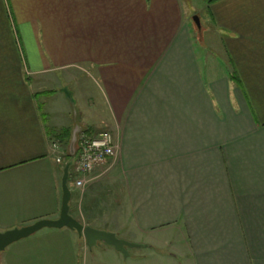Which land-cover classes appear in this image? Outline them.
I'll return each mask as SVG.
<instances>
[{
	"label": "crops",
	"instance_id": "obj_1",
	"mask_svg": "<svg viewBox=\"0 0 264 264\" xmlns=\"http://www.w3.org/2000/svg\"><path fill=\"white\" fill-rule=\"evenodd\" d=\"M205 3L192 30L182 0H0V232L58 219L72 141L108 130L118 143L111 180L84 192L72 182L70 215L140 245L124 257L44 228L0 264H80L81 253L86 264H125L171 235L187 264H264V0ZM74 71L95 81L98 101ZM59 73L84 112L67 86L53 92Z\"/></svg>",
	"mask_w": 264,
	"mask_h": 264
},
{
	"label": "rangeland",
	"instance_id": "obj_2",
	"mask_svg": "<svg viewBox=\"0 0 264 264\" xmlns=\"http://www.w3.org/2000/svg\"><path fill=\"white\" fill-rule=\"evenodd\" d=\"M182 2H183V8H184V10H185V13H186V15L187 16H189L190 18H191V22L189 23L190 24V27H191V29L193 30L194 28L193 27H197V24H196V22L193 20V18L195 17V16H198V13L201 11V10H203L204 9V7H205V5H206V3H205V0H182ZM195 12H198V13H195ZM199 17V16H198ZM200 18V17H199ZM200 22L202 23V21H201V18H200ZM197 29V28H196ZM43 34H45L44 32H43ZM204 38H205V42L206 43H209V40H211L210 39V34L209 33H205L204 34ZM217 46L216 47H213V49H214V52L217 54V56H215L216 57V59H217V61H218V65H219V67H222V65H223V63L224 64H226V62H225V59H226V57L224 56V51L220 48V46H219V44L217 43L216 44ZM44 47H45V51H46V53L48 54V55H51L50 53H49V51H48V48H47V46H46V43L44 44ZM42 49V48H41ZM46 53L44 52V55L46 56V57H48L47 55H46ZM43 55V56H44ZM52 56V55H51ZM219 58V59H218ZM226 66V65H225ZM71 74H74L75 76H77V77H82V79L80 80V81H78V83L81 85L80 86V88H81V90L82 91H84V93L88 96V97H91V98H94V100L95 101H98L99 100V96H100V94H99V90H98V88H97V85H96V83H95V81H91V79H90V77H87V75H89V74H84V73H82V72H80V71H74L73 73L72 72H70ZM57 75V78H58V80H57V83H56V87H55V91H53L56 95H59V97H60V95H62V88H64L65 86H67V88L68 89H66L67 91H64V94H67V92H69V96H70V101H71V103H73V100H74V103L76 104V105H78V107H79V110L81 111L82 110V112H84L83 111V102H82V100H81V96L78 94V88H72V87H69V85H68V82H66V80H65V77H66V75L64 74V73H59V74H56ZM53 92H51V93H53ZM72 92H75V95H73V93ZM53 93V94H54ZM48 95V94H47ZM47 95H40V97H39V101H43V100H46V99H48V98H46V97H50L49 95L47 96ZM87 98V97H86ZM57 99H58V97H57ZM73 106V105H72ZM71 106V107H72ZM73 108V111H74V106L72 107ZM70 109V108H69ZM69 109L67 108V115H66V117L67 118H69V116H70V114H71V110L69 111ZM68 111H69V113H68ZM73 111H72V116H73V119L75 120V114L73 113ZM82 116H83V113H82ZM70 118H71V116H70ZM82 118V117H81ZM81 132V131H80ZM101 132H110V131H108V130H104V131H101ZM84 133L85 132H81L80 134H79V137H77L76 136V138L79 140L83 135H84ZM110 133H112V132H110ZM57 144V143H56ZM118 144V143H117ZM53 145H54V143H53ZM53 145H52V149H54L53 148ZM59 145V144H58ZM59 147H60V145H59ZM59 156H61V155H58L57 156V158L59 157ZM62 157V156H61ZM67 161H68V159H67ZM73 161H74V159H73ZM73 161H71V163L73 164ZM111 162V161H110ZM110 162H108L106 165H104V166H102V167H99V168H104L103 170H102V172L100 173V175H101V177H97V176H90L91 174H89L88 175V177H87V182H86V186H84L85 188H81V189H78V190H80L81 192H84L85 191V189L90 185V184H92V183H94V182H96V181H98V180H103V179H109V177H110V179L109 180H111V176H110V173L112 172V168H113V164H112V162L110 163ZM107 166V167H106ZM95 171V170H94ZM93 171V172H94ZM116 174V173H115ZM92 177V178H91ZM95 177V178H94ZM99 178V179H98ZM75 180H76V175L74 174V171H73V167H72V165H71V167H70V175H69V181H68V185L70 186V187H73L72 186V182H73V184H75ZM91 180V181H90ZM104 181V183L103 184H105V185H108V184H110V181ZM90 181V182H89ZM105 187H107V186H105ZM71 190V189H70ZM104 195V196H103ZM103 195H101L100 197H99V205H100V203H101V201L103 200V199H107V198H109V197H111V193L110 192H106L105 194H103ZM114 215V213H113V210H111V216H113ZM124 215H127V214H124ZM125 217V216H124ZM86 226H89V225H86ZM154 240H153V238L152 239H148V242H153ZM177 241L178 242H181L182 240L180 239L179 240V237H177V236H175L174 237V235H171V236H169V240H168V242H167V246L166 245H163V244H160L159 242H156V241H154V242H156L157 244H158V246H159V249H157L156 251L155 250H152V252H151V250H146V249H137V250H135V252L136 253H145L144 255L145 256H147V258L146 259H140V260H136L135 259V255L136 254H133L130 258H128V259H126V263L125 264H177L178 262H177V259L180 261V264H187L186 263V261L184 260V259H181L180 258V255H178V256H176L175 255V253L172 255V253H171V246H172V243H174V244H176L177 243ZM183 243V242H182ZM184 244V243H183ZM96 249H98V248H96ZM184 250H185V247H184ZM96 251V250H95ZM163 251V252H162ZM144 256V257H145ZM125 257V256H124ZM56 260V261H59L58 259H60L59 257H54V258H52L49 262H46L47 264H55L56 262L55 261H52V260ZM79 262H80V264H83L84 262H85V264H86V258H84V253H81L80 255H79ZM184 260V261H183ZM38 264H43L44 262H37ZM115 264H124V261L123 262H119V263H117L116 261H115ZM179 264V263H178Z\"/></svg>",
	"mask_w": 264,
	"mask_h": 264
},
{
	"label": "water",
	"instance_id": "obj_3",
	"mask_svg": "<svg viewBox=\"0 0 264 264\" xmlns=\"http://www.w3.org/2000/svg\"><path fill=\"white\" fill-rule=\"evenodd\" d=\"M193 20L196 22L198 28L201 27L200 18L195 16ZM78 139L72 141L68 155L73 157L74 151L77 147ZM72 163L68 162L64 168L62 178L63 200L60 217L56 220H41L32 225L22 228H15L5 232H0V253L4 252L12 244L28 238L33 234L44 228L63 229L68 228L77 231L80 237H84L88 246L93 247L97 242H104L113 246L118 252L124 256H128V249L140 247L139 244L130 243L124 239L119 238L115 233L95 229L91 226H86L70 215V202L72 199V192L69 188L68 181L70 175V167Z\"/></svg>",
	"mask_w": 264,
	"mask_h": 264
},
{
	"label": "built area",
	"instance_id": "obj_4",
	"mask_svg": "<svg viewBox=\"0 0 264 264\" xmlns=\"http://www.w3.org/2000/svg\"><path fill=\"white\" fill-rule=\"evenodd\" d=\"M53 148L57 150L60 147L54 143ZM117 151L118 144L112 133L100 132L95 136L84 133L78 140L73 155L72 167L76 175V188H85L88 175L97 168L106 165L110 161L113 164L117 157ZM61 161L62 157L59 156L57 162L61 163Z\"/></svg>",
	"mask_w": 264,
	"mask_h": 264
},
{
	"label": "trees",
	"instance_id": "obj_5",
	"mask_svg": "<svg viewBox=\"0 0 264 264\" xmlns=\"http://www.w3.org/2000/svg\"><path fill=\"white\" fill-rule=\"evenodd\" d=\"M57 139H60V142H64V145L68 144L71 137V131L68 129L60 130L58 133H56ZM68 162L73 161V157L70 155L67 156Z\"/></svg>",
	"mask_w": 264,
	"mask_h": 264
}]
</instances>
